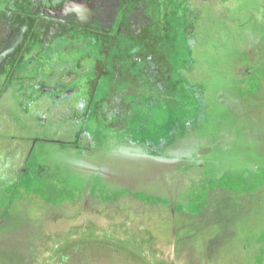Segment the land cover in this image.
Instances as JSON below:
<instances>
[{
	"label": "rangeland",
	"instance_id": "374dc122",
	"mask_svg": "<svg viewBox=\"0 0 264 264\" xmlns=\"http://www.w3.org/2000/svg\"><path fill=\"white\" fill-rule=\"evenodd\" d=\"M168 1V106L133 127L71 145L0 94V264H264V0Z\"/></svg>",
	"mask_w": 264,
	"mask_h": 264
},
{
	"label": "flooded vegetation",
	"instance_id": "af4514ba",
	"mask_svg": "<svg viewBox=\"0 0 264 264\" xmlns=\"http://www.w3.org/2000/svg\"><path fill=\"white\" fill-rule=\"evenodd\" d=\"M190 2L183 0L186 11ZM170 6L168 0H0V94L11 105L31 99L21 105L26 110L72 112L65 119L74 125L65 139L71 145L84 136L76 127L114 120L115 129L133 127L132 116L157 107L158 99L168 106ZM57 119L49 125L43 118V129L61 126Z\"/></svg>",
	"mask_w": 264,
	"mask_h": 264
},
{
	"label": "water",
	"instance_id": "95a60500",
	"mask_svg": "<svg viewBox=\"0 0 264 264\" xmlns=\"http://www.w3.org/2000/svg\"><path fill=\"white\" fill-rule=\"evenodd\" d=\"M78 6H79V4H78Z\"/></svg>",
	"mask_w": 264,
	"mask_h": 264
}]
</instances>
